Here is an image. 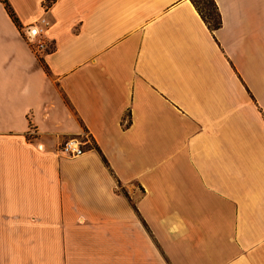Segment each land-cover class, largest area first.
I'll return each mask as SVG.
<instances>
[{"label": "crops", "instance_id": "0c3cea01", "mask_svg": "<svg viewBox=\"0 0 264 264\" xmlns=\"http://www.w3.org/2000/svg\"><path fill=\"white\" fill-rule=\"evenodd\" d=\"M9 1L0 264H264V0Z\"/></svg>", "mask_w": 264, "mask_h": 264}, {"label": "built area", "instance_id": "2783aa9c", "mask_svg": "<svg viewBox=\"0 0 264 264\" xmlns=\"http://www.w3.org/2000/svg\"><path fill=\"white\" fill-rule=\"evenodd\" d=\"M49 5V0L44 3V7L46 9L49 7ZM41 22L44 25L49 23L45 17L41 18ZM25 35L28 40L33 43L36 50L44 51L49 48V43L43 36L44 26H29ZM90 142H92L90 133L85 129L81 134H77L65 139L59 146V150L69 156H78L86 151L87 145Z\"/></svg>", "mask_w": 264, "mask_h": 264}, {"label": "trees", "instance_id": "16d2710c", "mask_svg": "<svg viewBox=\"0 0 264 264\" xmlns=\"http://www.w3.org/2000/svg\"><path fill=\"white\" fill-rule=\"evenodd\" d=\"M5 3V7L13 20L20 25V20L9 0H2ZM198 10L209 24L210 28L214 29L220 26L221 18L220 13L215 3V0H193Z\"/></svg>", "mask_w": 264, "mask_h": 264}, {"label": "rangeland", "instance_id": "374dc122", "mask_svg": "<svg viewBox=\"0 0 264 264\" xmlns=\"http://www.w3.org/2000/svg\"><path fill=\"white\" fill-rule=\"evenodd\" d=\"M121 188V187H120ZM122 189V188H121ZM126 191V188L124 189Z\"/></svg>", "mask_w": 264, "mask_h": 264}]
</instances>
